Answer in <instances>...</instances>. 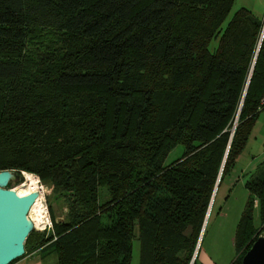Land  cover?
Wrapping results in <instances>:
<instances>
[{
	"label": "trees",
	"instance_id": "1",
	"mask_svg": "<svg viewBox=\"0 0 264 264\" xmlns=\"http://www.w3.org/2000/svg\"><path fill=\"white\" fill-rule=\"evenodd\" d=\"M234 2L0 0V171L50 183L67 208L49 207L54 236L31 232L25 252L130 264L137 238L138 264L191 263L264 110V20L239 8L223 26ZM244 187L232 264L264 236V163Z\"/></svg>",
	"mask_w": 264,
	"mask_h": 264
},
{
	"label": "rangeland",
	"instance_id": "2",
	"mask_svg": "<svg viewBox=\"0 0 264 264\" xmlns=\"http://www.w3.org/2000/svg\"><path fill=\"white\" fill-rule=\"evenodd\" d=\"M239 1L240 0H236L234 2L223 26H225L233 14L241 8ZM216 44L217 42L213 41L210 44V48L213 49ZM234 127L232 129H234ZM183 152L184 146L182 144L176 145L165 157L163 165L167 166L176 161L182 156ZM262 163H264V110L260 111L256 117L245 147L237 157L235 165L224 176L220 186L216 189L199 242L201 250L200 254L207 253L211 255L216 261H218V264H232L237 257L232 241L237 223L249 195L244 184L249 179L250 175L253 174ZM27 175L31 174L24 173L21 181L10 184V189L14 191L27 189L29 187V182L26 178ZM32 176L36 179L38 178L35 175ZM39 181V191L42 190V193L45 192V200L52 210V215L55 218L62 220V218L66 217L67 213L63 198H59L62 194L58 195L53 192L50 183H44L41 180ZM106 199L107 196L105 190H100V200L105 201ZM254 201L257 200L254 199ZM253 208L254 225L259 227L258 213L254 207V203ZM35 216L38 217V213L35 212L33 214V219L36 220L37 217ZM138 257L139 243L137 238H134L132 240L130 264H138ZM198 262H200V258Z\"/></svg>",
	"mask_w": 264,
	"mask_h": 264
},
{
	"label": "water",
	"instance_id": "3",
	"mask_svg": "<svg viewBox=\"0 0 264 264\" xmlns=\"http://www.w3.org/2000/svg\"><path fill=\"white\" fill-rule=\"evenodd\" d=\"M263 35L264 25L259 45ZM258 51L259 47L257 49L256 56L258 55ZM233 131L234 129H232V133ZM223 165L224 163L222 164L221 170ZM23 175L24 173H21L20 176L14 171H0V264H10L14 260L22 257L25 253L24 243L29 234L33 232V224L29 220L27 214L34 204L38 194L32 192L25 196H19L14 190L7 188L8 184L21 181ZM219 178L220 175L216 181L208 211L206 213L195 252L190 264H193L195 260L208 212L212 205L214 194L219 184ZM241 264H264L263 235H259L257 239L251 244L250 248L243 256Z\"/></svg>",
	"mask_w": 264,
	"mask_h": 264
},
{
	"label": "crops",
	"instance_id": "4",
	"mask_svg": "<svg viewBox=\"0 0 264 264\" xmlns=\"http://www.w3.org/2000/svg\"><path fill=\"white\" fill-rule=\"evenodd\" d=\"M239 3L241 4V8L248 9L257 18L264 20V0H240ZM200 252L198 253L197 251L196 253L197 264H218V261L211 255L207 253L200 254ZM199 258L200 262H198ZM10 264H55V257L48 253H41L40 248L32 249L30 247L22 257L14 260Z\"/></svg>",
	"mask_w": 264,
	"mask_h": 264
},
{
	"label": "built area",
	"instance_id": "5",
	"mask_svg": "<svg viewBox=\"0 0 264 264\" xmlns=\"http://www.w3.org/2000/svg\"><path fill=\"white\" fill-rule=\"evenodd\" d=\"M259 107H260V109L264 108V92H263L262 97L260 99ZM38 181H39V179H38ZM33 192L37 193L38 196L40 194L39 192H36V191H33ZM30 193H32V192H30ZM30 193H28V194H30ZM38 196H37L36 200L38 199ZM36 200H35V202H36ZM35 202H34V204H35ZM253 203H254V207L257 208V204H258L257 201H254ZM40 205L42 207V217L43 218H42V224H41V226L39 228L35 227V224L32 221V218L29 216V212L30 211L27 214L29 220L33 224V232L43 233L46 236H49V235L54 236L53 220L51 218L49 206L47 205L46 200H45V192H43V194H42V198L40 200Z\"/></svg>",
	"mask_w": 264,
	"mask_h": 264
},
{
	"label": "bare ground",
	"instance_id": "6",
	"mask_svg": "<svg viewBox=\"0 0 264 264\" xmlns=\"http://www.w3.org/2000/svg\"><path fill=\"white\" fill-rule=\"evenodd\" d=\"M28 182H29V187L27 189H22L20 191H15L19 196H25L26 194L30 193V192H33V191H36V192H39V196H38V199L36 200L35 204L31 207L30 209V217H32V221L34 220V224H35V227L39 228L42 224V207L40 205V200L42 198V190L39 191V182L37 181V179L32 176V175H27L26 176ZM38 213V217L35 219H33V214L34 213Z\"/></svg>",
	"mask_w": 264,
	"mask_h": 264
}]
</instances>
